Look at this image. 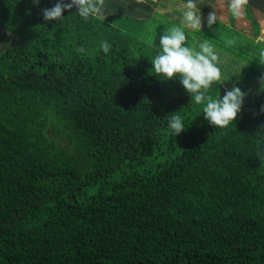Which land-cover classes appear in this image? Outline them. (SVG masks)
Wrapping results in <instances>:
<instances>
[{"label":"trees","instance_id":"obj_1","mask_svg":"<svg viewBox=\"0 0 264 264\" xmlns=\"http://www.w3.org/2000/svg\"><path fill=\"white\" fill-rule=\"evenodd\" d=\"M56 3L0 0V29L18 37L0 50V264H264V100L237 69L264 70L249 58L257 21L246 11L244 40L219 20L186 33L218 54L213 97L247 93L218 128L178 79L152 75L159 45L124 36L113 13L45 21ZM96 37L107 56L78 51Z\"/></svg>","mask_w":264,"mask_h":264},{"label":"clouds","instance_id":"obj_2","mask_svg":"<svg viewBox=\"0 0 264 264\" xmlns=\"http://www.w3.org/2000/svg\"><path fill=\"white\" fill-rule=\"evenodd\" d=\"M39 3V0H34ZM137 4H144L146 0H136ZM249 0H229L228 11L233 18H241L246 14ZM75 6V13L84 21H103L106 16V0H57L51 7L42 10L45 21L61 20L65 9H72ZM155 13V12H154ZM181 13V24L172 25L160 35L158 51L151 58L152 75L161 80L178 79L183 88L190 94L191 101L196 105H202V114L208 123L213 127L227 128L237 118L241 111L246 92L233 85L231 90L225 92L221 98L218 94L213 97L210 94L215 84H222V71L218 66L219 57L215 47L207 39L198 44V47H189L188 36L185 28L194 32L201 31L202 18L198 0H185ZM218 20L216 11L207 16V26H211ZM155 38V37H154ZM153 38V40H154ZM234 40H228L229 45ZM99 49L107 56L112 44L103 40ZM80 53L86 49L80 47ZM259 64L264 65V51H261L258 58ZM260 91H264V74L260 77ZM264 111V106H261ZM167 128L170 134L178 135L185 130L183 118L179 113L171 114L167 119ZM264 159V158H262Z\"/></svg>","mask_w":264,"mask_h":264},{"label":"rangeland","instance_id":"obj_3","mask_svg":"<svg viewBox=\"0 0 264 264\" xmlns=\"http://www.w3.org/2000/svg\"><path fill=\"white\" fill-rule=\"evenodd\" d=\"M122 2H126V4H122ZM228 2L229 0H198V3L200 4L202 25L203 22H207L208 14L215 10L218 20L224 22L225 24H233L232 26L234 29L243 36V40L245 37H250L252 35V28L249 18L246 14L241 18H233L228 11ZM131 3H134L135 7L140 8L141 10L144 9L145 6H150L147 11L149 13H155L147 17V15L142 11L136 8L127 7ZM184 3L185 0H146V3L144 4H137L136 0H120L119 3L117 2L115 4V7L117 8L113 9L116 11L113 13L114 19L111 22L107 21V23L117 27L121 32H125L123 33L124 36H126V34L135 35L146 42L151 41L159 45L160 35H162L164 31L174 24L180 25V9ZM120 7L122 8L118 9ZM246 11H249L252 18L257 21L259 25V34L263 38V40L256 37L254 38V47L256 49L255 51H251L249 53V56H251L249 57L250 59L257 60L259 56L258 54H260L261 51H264L262 46H259V43H263L264 45V0H249ZM100 23L101 22L97 23L98 27ZM185 32L188 35H193L194 31L185 28ZM98 38L99 37H96L95 41L93 40V44H91L90 47L85 48L86 53L95 55L100 42L103 41V39L107 40L106 38H102L99 41ZM200 38H202V36H200ZM16 43L17 38L15 36L10 37V35H4V31L0 30V50L7 45H13ZM254 52L258 54L254 55ZM239 68H242L239 71V81L244 84L245 91L248 94L256 95L259 99L264 100V91H260L259 83L260 77L264 74V70L257 65L250 64H242L241 66L238 65L237 69L239 70ZM51 136L53 135L51 134ZM56 140L59 143L64 144L61 138L56 137Z\"/></svg>","mask_w":264,"mask_h":264},{"label":"crops","instance_id":"obj_4","mask_svg":"<svg viewBox=\"0 0 264 264\" xmlns=\"http://www.w3.org/2000/svg\"><path fill=\"white\" fill-rule=\"evenodd\" d=\"M119 1L120 0H106V4H107V9H106V14H110V13H114V12H116L115 10H113V9H115V8H117V7H115V4L118 2L119 3ZM121 1H123V0H121ZM130 2V1H129ZM129 2H127V3H129ZM122 4H126V2H122ZM150 5V4H149ZM127 7H132V8H136V9H138V10H140V11H142L144 14H146L147 15V17H149L150 15H152L154 12H152V13H149L148 11H147V9H149L150 8V6H145V8L144 9H140V8H137V7H135V4L134 3H131V4H129ZM122 7H120V8H118V9H121ZM107 12H109V13H107ZM1 30V29H0ZM3 31V30H2ZM4 35H10V37H13V36H15V35H13V34H11V33H9V32H6V31H4ZM16 38H17V41H18V37L17 36H15ZM14 45V44H13Z\"/></svg>","mask_w":264,"mask_h":264}]
</instances>
